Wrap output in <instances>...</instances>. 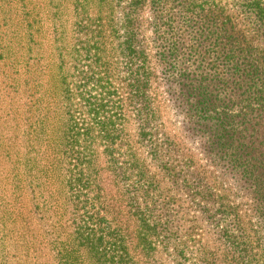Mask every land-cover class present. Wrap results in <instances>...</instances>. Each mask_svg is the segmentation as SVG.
<instances>
[{
  "label": "trees",
  "instance_id": "1",
  "mask_svg": "<svg viewBox=\"0 0 264 264\" xmlns=\"http://www.w3.org/2000/svg\"><path fill=\"white\" fill-rule=\"evenodd\" d=\"M46 1L53 92L2 59L27 78L0 104V264H264V0Z\"/></svg>",
  "mask_w": 264,
  "mask_h": 264
},
{
  "label": "rangeland",
  "instance_id": "2",
  "mask_svg": "<svg viewBox=\"0 0 264 264\" xmlns=\"http://www.w3.org/2000/svg\"><path fill=\"white\" fill-rule=\"evenodd\" d=\"M26 1L27 0H25V2ZM25 2L24 4H26V11L24 12H30L31 19H33V20H29L30 24L32 25L31 28L28 27V24H27L28 20L22 19L23 15L21 13V8L19 7V5L23 4L21 0H12L10 3H7V2L5 3L4 0H0V21L2 20L3 17L7 15L9 16L8 17L9 19L7 21L10 24V26H8L9 34H8L7 39L2 34V32L4 31V28H0V31H1V34H0V95H2L0 104H2V102L4 101L3 105L7 103V100H9L8 99L9 97L13 98L14 100L13 102L20 100V99H21V102H23L25 101V98H26V94L24 93V90H23L24 88L22 87V84L26 80L27 76H23L24 68L21 67V63L19 67L18 65L15 66L11 64L9 61L2 60L3 58H6V53H7L6 47L8 44L19 55H20V52L26 51L24 53V55L26 54L25 57L31 55V56H37L40 58L41 66L35 71L33 69V72L31 73L34 84L38 85V88L36 89L40 90L43 85L45 89L47 88L49 92L52 93L54 90L53 86L57 84V80L59 79L58 78L59 69H57L58 67L57 66V60H58L57 53L54 49L50 48L51 46L49 42V39L51 40L52 31L49 28V25H47L46 22L44 21V20H47V23H48L49 19L51 18L50 11L49 10L45 11V5L47 1L46 0H31V3L30 1L29 2L27 1L26 3ZM34 2L38 3L37 9L34 8L33 6L35 5ZM53 5H54V2H53ZM64 10H65V13H64L65 16H63L62 20L67 22L66 23V25L68 26L67 33L70 34L71 32L69 28H71V23H72V18H71L72 12L67 6ZM36 11L39 12V15L38 13H36ZM14 12H18V13L20 12L21 16L19 17L18 14H15ZM37 20L43 21V23L34 22ZM40 23L46 25V27L43 26V29H42V25H40ZM41 32H43V36ZM27 33L34 34L31 42L28 45H25L24 48L23 46L22 48L21 47L19 48L20 44L23 45L25 42H27ZM66 40H68V38ZM68 49H69L68 47H65V49L62 50L66 58L65 67H68L69 65V61L67 58ZM28 50L31 53H27ZM25 57L23 56V59ZM29 63L32 65L33 64L35 65L34 60H30ZM47 67H49V69ZM65 71H67L66 68H65ZM39 84L41 88H39ZM11 86H14V87L17 86L18 88L17 91H13L14 88L11 89ZM152 87H153V91H155L156 105H157L156 108L158 110V113L160 114L159 117L163 123L164 130L167 133H170L174 135L176 138L180 139L181 146L184 148L185 152H190V151L196 152V148L198 147L197 144L194 141L190 140L188 137H183L181 128H180V122L178 121V117L175 115V112L172 109L170 101L168 102L167 98L165 97V94L162 92L163 89L161 88L160 84L157 81L153 82ZM42 92H43V89H42ZM32 94H33V90H32ZM25 109L27 108L21 107L20 111L23 112ZM8 111H10L11 115L16 116L15 114L17 112L14 111L15 112L14 114L11 109ZM187 149H190V150L187 151ZM197 156L198 158H200V155H197ZM206 168L212 172V178H211V181H212L214 174L218 175V173H216L214 169L210 166H206ZM224 179L228 180L227 178H224ZM217 181H219V179Z\"/></svg>",
  "mask_w": 264,
  "mask_h": 264
}]
</instances>
